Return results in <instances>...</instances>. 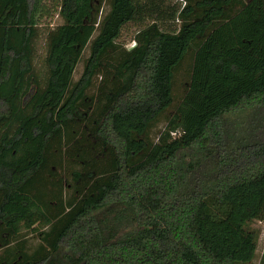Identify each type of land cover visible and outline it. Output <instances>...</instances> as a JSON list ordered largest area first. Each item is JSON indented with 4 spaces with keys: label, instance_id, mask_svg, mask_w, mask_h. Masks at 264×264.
<instances>
[{
    "label": "trees",
    "instance_id": "16d2710c",
    "mask_svg": "<svg viewBox=\"0 0 264 264\" xmlns=\"http://www.w3.org/2000/svg\"><path fill=\"white\" fill-rule=\"evenodd\" d=\"M263 220L264 0H0V264H252Z\"/></svg>",
    "mask_w": 264,
    "mask_h": 264
},
{
    "label": "rangeland",
    "instance_id": "374dc122",
    "mask_svg": "<svg viewBox=\"0 0 264 264\" xmlns=\"http://www.w3.org/2000/svg\"><path fill=\"white\" fill-rule=\"evenodd\" d=\"M58 22V20L56 21ZM133 28V27H130ZM126 38H128V35H126ZM134 44V42H129L128 43V47H132ZM44 53V48L43 51L41 52V55ZM88 55V51L85 53L84 57H86ZM83 62H81V64L78 66L76 73H75V78H78L82 72L83 69ZM184 83L186 84V79L184 78V75L179 76V81H178V85H177V91L178 93H182L184 90ZM180 111L176 112L172 122L166 124L164 120H162L159 124H157V126L155 127L156 131H159L160 129L163 130L160 140H159V144L164 143L166 141H169L171 137L175 136V130L174 128L176 127V124L178 122V117L180 115ZM251 227L256 229V231L259 232V244H258V251H257V258L255 259V261L252 264H260V260L261 257L264 253V220L263 221H256L254 223L251 224ZM32 235L30 234V239H31V244H37L38 240L33 237H31Z\"/></svg>",
    "mask_w": 264,
    "mask_h": 264
}]
</instances>
